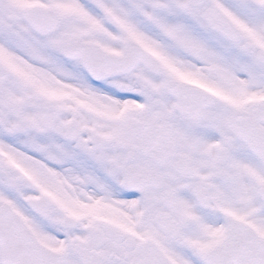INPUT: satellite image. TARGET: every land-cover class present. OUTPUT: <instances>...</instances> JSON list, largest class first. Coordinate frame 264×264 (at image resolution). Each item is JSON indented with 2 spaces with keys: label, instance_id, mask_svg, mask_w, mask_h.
<instances>
[{
  "label": "snow or ice",
  "instance_id": "snow-or-ice-1",
  "mask_svg": "<svg viewBox=\"0 0 264 264\" xmlns=\"http://www.w3.org/2000/svg\"><path fill=\"white\" fill-rule=\"evenodd\" d=\"M0 264H264V0H0Z\"/></svg>",
  "mask_w": 264,
  "mask_h": 264
}]
</instances>
